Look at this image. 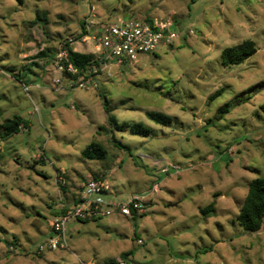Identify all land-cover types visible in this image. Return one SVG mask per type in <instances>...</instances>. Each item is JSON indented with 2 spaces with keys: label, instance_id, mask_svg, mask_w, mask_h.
I'll list each match as a JSON object with an SVG mask.
<instances>
[{
  "label": "clouds",
  "instance_id": "clouds-1",
  "mask_svg": "<svg viewBox=\"0 0 264 264\" xmlns=\"http://www.w3.org/2000/svg\"><path fill=\"white\" fill-rule=\"evenodd\" d=\"M0 264H264V0H0Z\"/></svg>",
  "mask_w": 264,
  "mask_h": 264
}]
</instances>
